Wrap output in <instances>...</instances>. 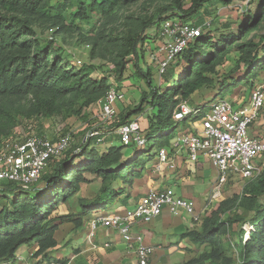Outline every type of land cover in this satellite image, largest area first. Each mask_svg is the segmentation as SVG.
I'll return each mask as SVG.
<instances>
[{
  "label": "trees",
  "instance_id": "1",
  "mask_svg": "<svg viewBox=\"0 0 264 264\" xmlns=\"http://www.w3.org/2000/svg\"><path fill=\"white\" fill-rule=\"evenodd\" d=\"M138 1L0 0V143L15 136L21 121L58 116L85 118L92 107L100 110L98 103L111 86L110 78L93 77L96 68L92 63L75 65L64 59V49L54 35L89 32L95 17L114 16L121 7ZM209 1L226 5L233 0H191L187 8L179 5L168 15L143 20L136 30L114 39L116 88L121 91L119 84L126 78L131 62L132 76L143 80L146 89L136 107L121 113L120 123L113 128L137 117L140 132L147 139L143 150H130L127 159L123 145L110 144L100 150L95 147L99 137H90L84 140L82 148L69 146L60 156L51 157L39 183L24 186L0 181V264L13 259L23 245L35 248L33 257L45 258L57 245L54 234L58 221H71L78 228L82 215L105 209L116 201L126 204L135 181L143 176L138 172L144 169L145 161L175 137L178 127L173 125V112L179 103L190 104L192 96L203 89L215 92L210 101L223 98L231 88L241 83L251 88L259 80L264 71V0L250 1L236 31L229 33H217L205 25L206 15L211 17L209 24L217 23L215 15L202 9ZM171 18L183 22L195 18L190 24L201 27V32L159 73L163 82L155 85L149 67L143 69L139 65V52L147 38L145 30L155 24L158 30L164 20ZM81 22L89 29L79 26ZM230 26L231 23L223 24L224 28ZM38 28L55 30L53 35L43 38ZM257 29H262L257 38H249ZM79 39L91 42V60L100 57L96 52L97 37L79 34ZM233 49L237 53V68L243 66L242 77L219 82L215 78L217 67ZM145 110L148 114L142 122L139 115ZM106 140H112L111 135ZM89 174L98 180L94 196L85 199L87 204L80 200V212L56 215L58 206L89 181ZM242 226L247 227L245 239ZM230 234L235 236L234 241L227 239ZM182 236L197 251L175 264H264V163L257 177L245 182L240 192L210 203L198 226Z\"/></svg>",
  "mask_w": 264,
  "mask_h": 264
},
{
  "label": "built area",
  "instance_id": "2",
  "mask_svg": "<svg viewBox=\"0 0 264 264\" xmlns=\"http://www.w3.org/2000/svg\"><path fill=\"white\" fill-rule=\"evenodd\" d=\"M206 22L205 25H208ZM201 32V27L183 22L179 18L164 20L158 28L162 38L164 55L159 61L161 73L166 65L188 42ZM151 60L157 57L151 55ZM80 64V61H77ZM262 83L250 88L245 98L229 100L217 98L209 103L190 105L179 103L173 112V121L183 123V129L177 125V133L169 145L156 151L155 170L161 165L172 167L171 154L185 150L191 161L207 158L217 172L211 183L208 204L221 199L224 185L231 179L245 182L253 180L264 163V78ZM124 93L111 85L104 98L99 101V116L102 121L112 120L117 115V104ZM119 143L123 146L135 144L145 146L147 139L140 132L137 117L120 124L117 129ZM99 135L98 130L91 131L90 137ZM71 144L69 133L55 139L37 134H28L24 138L9 137L0 143V181H11L19 185H31L37 182L51 157H58ZM262 154V159H259ZM167 210L177 215L184 213L194 224L201 221L203 211H197L195 203L175 194L171 187L150 189L140 197L132 208L122 212L109 211L94 217L88 226V237L93 238L98 227L117 230L122 240L135 243L136 264H149L154 250L132 235L131 227L136 222L147 223ZM25 264H34L27 261Z\"/></svg>",
  "mask_w": 264,
  "mask_h": 264
},
{
  "label": "rangeland",
  "instance_id": "3",
  "mask_svg": "<svg viewBox=\"0 0 264 264\" xmlns=\"http://www.w3.org/2000/svg\"><path fill=\"white\" fill-rule=\"evenodd\" d=\"M255 0H233L229 4H222L216 1H209L203 5V10L209 12L210 15H215L216 24H208L206 25L208 29H216L217 33H229L235 32L240 20H242V12L246 9L247 6H250L251 2ZM191 3V0H139L138 2L130 5H126L121 7V9L111 17H103L98 19L95 17L93 21V26L91 31H78V33L72 32L67 34H56L54 35L56 42L61 45L64 49L63 56L64 59H68L71 63L75 65H80L83 63H92L96 70L93 73V77L99 78L102 75L109 77V83L116 87L117 80L114 77V62L113 58H115L117 46L114 42L115 38H118L129 31L136 30L138 26L142 24V21H146L149 19H157L158 16L168 15L177 10V6H181L184 9L187 8ZM167 10L165 11V9ZM209 16H205V21H210ZM195 18L188 20L190 23L193 22ZM224 23H231L229 28H224ZM79 26L83 27V29H89L88 26L84 22L78 23ZM55 29H45L41 31L38 28V32L42 35L43 38L50 37L53 35ZM262 29H257L253 31L249 38H257V34L261 32ZM145 35L147 38L145 43L142 46L141 52H139L140 57H138L139 65L145 69L149 67L152 77L153 83L155 85H159L163 82L162 78L159 76V61L164 55V50L161 49L164 46V42L161 37L158 35V30L156 29V24L148 27L145 30ZM79 34L84 36L85 38H92L97 37L98 43L96 46V52L99 54L100 57H96L93 60L89 58V53L91 49V42L89 39L80 40ZM155 54L157 57L155 60H151V55ZM132 59V58H127ZM80 61V64L77 61ZM237 53L233 49L225 58V60L217 67V73L215 78L219 80L228 81H236L242 77L243 73V66L237 68ZM128 68L125 72L126 78L122 80L120 83L121 91H124V98L117 104V115L109 121H102L99 116L98 108L92 107L88 116L85 118H77L72 116L67 119H62L61 117H53L50 119H32L28 121H21L16 129L15 138H24L28 134H37L43 137H47L49 139H55L62 134L69 133L71 137V144L70 147L72 149H79L84 146L86 141L90 139L89 134L91 131L98 130V140L96 139V143L92 139L91 144L95 143V147L102 150L107 145H110V142H106V139L109 135L115 140L118 139V134L115 127L117 124L120 123V114H126L130 110L134 109L139 102L140 95L142 91L146 89V84L143 80L135 79L132 76L133 67L131 66L132 63L129 62ZM264 78V71L260 73L258 83H262ZM123 82H125L123 84ZM217 82V83H219ZM250 87L246 86V84L241 83L235 88H231L230 91L227 92L225 98L232 100L231 98L235 99V97L245 98L249 93ZM215 92H211L210 89H203L200 92H196L191 99V105H197L202 103H209L211 98L214 96ZM148 111L145 110L139 116L144 121ZM136 116V115H135ZM134 117V116H132ZM177 125L180 129H183V123H175L173 125ZM111 133V134H110ZM86 141L84 142V140ZM106 143V144H105ZM117 143L120 145L119 141ZM145 146H137L135 144H131L129 146L123 147V153L127 157H130L129 152L132 149H141L143 150ZM156 150L153 151L151 160L156 159ZM259 159H262V154H259ZM150 161H145L144 169L139 171L138 174H144L146 169L151 164ZM208 161L207 158H205ZM209 165L210 162L208 161ZM214 167L209 166L206 168L207 173H211ZM89 181L84 184L85 192L91 198L94 196V192H97L98 188V180L94 178L93 175L86 176ZM39 183V181L37 182ZM244 185V181L239 179H231L229 180L223 187V193L221 195V199L227 196L232 195L233 193H238L241 191ZM90 199V198H89ZM82 204H87L85 199L81 200ZM189 217V216H188ZM187 223L189 224L190 218H186ZM192 221V220H191ZM196 227L198 224L195 225ZM243 231L245 234L243 235V239L246 236V226H242ZM227 239L230 241H234L236 238L231 234L227 236Z\"/></svg>",
  "mask_w": 264,
  "mask_h": 264
},
{
  "label": "crops",
  "instance_id": "4",
  "mask_svg": "<svg viewBox=\"0 0 264 264\" xmlns=\"http://www.w3.org/2000/svg\"><path fill=\"white\" fill-rule=\"evenodd\" d=\"M108 141L106 140L107 143ZM109 142L118 144L113 138ZM169 159L172 167L163 164L156 170L154 165L157 160L150 159V166L135 181L126 204L116 201L105 209L82 215V224L78 228H74L71 221H58L54 234L57 245L49 250L45 258L41 255L33 257L35 248L23 245L17 249L14 258L5 264H25L27 261L34 264H136L134 242L125 243L117 230L102 226L98 227L93 238H89V222L97 215H104L109 211L122 212L123 209L132 208L148 190L163 187H171L176 195L191 199L196 209L203 211L208 204L210 186L216 178V170L213 169L208 174L206 168L211 166L208 161L203 158L191 161L185 150L171 154ZM89 198L91 196H88L82 185L74 196L58 206L56 215L80 212V200ZM186 218L189 217L184 213L174 215L163 210L150 222H136L132 225V235L154 248L149 264H175L196 253L195 245L182 236L188 229L196 227L191 220V223L186 224Z\"/></svg>",
  "mask_w": 264,
  "mask_h": 264
}]
</instances>
